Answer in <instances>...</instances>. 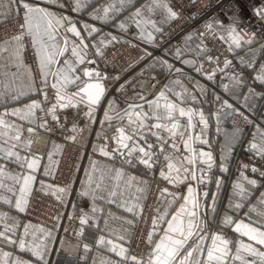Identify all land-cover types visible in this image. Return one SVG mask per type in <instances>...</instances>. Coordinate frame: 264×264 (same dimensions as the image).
<instances>
[{
	"label": "crops",
	"instance_id": "0c3cea01",
	"mask_svg": "<svg viewBox=\"0 0 264 264\" xmlns=\"http://www.w3.org/2000/svg\"><path fill=\"white\" fill-rule=\"evenodd\" d=\"M33 1L35 2V5L37 7L43 8L48 11L47 6L44 5L41 0H25V2L29 3L31 6L33 4ZM50 1L51 6L53 7V11L56 12L57 18L67 17L68 19H70L72 23L77 27V30L80 31L81 37H83L84 39V43L88 45L87 49H85V52L87 53L85 63H87L88 60H97V47H93V45H97L99 47L100 53H104L112 45L121 42L123 38L122 35L125 34H131L138 38L148 40L146 33L151 32L154 39L158 35L164 33L167 29V25H169L174 19L168 17L167 12L163 6L155 7L153 5V0H132L130 5H125L124 8L118 11L116 14L113 15L112 13H110V18L107 20L93 19L92 17L94 14H96L97 9H102L103 7L107 6L110 0H88L87 6L80 11L73 10V0ZM171 1L172 0H160V3L161 5L166 4L169 8L175 11V9L171 6ZM2 4L3 7H0V23L10 19H17L24 23L25 9H23V7H19L17 14L16 4H13L11 9L8 8V0H2ZM54 6L62 7L64 9H67V11H59V9L54 10ZM149 6L153 7V10L151 12L148 11ZM137 9H143L144 19H151L155 21L156 27H158L160 31L156 32L151 28V26H148L146 32L142 33L141 28H138L136 23H134L131 19ZM68 11L74 12L77 16H71ZM5 13L7 15H5ZM38 23L41 26V32H43L44 22L42 20H39L38 18L32 20L33 25ZM121 23L125 25V28L123 30L119 27ZM85 25H88L89 29L95 27L97 31L94 33L90 32L89 30L85 29ZM69 26L70 25L68 24V21L65 20L64 26L58 27V42L61 46H63L64 40L67 39L68 51L65 52L64 56L58 57L60 63L59 65H54L53 69L55 67L63 66V62L65 59L72 60L73 62L75 61V57H72L71 55V47L73 44L79 46L80 40L71 32H67L65 30ZM141 27H144V25L142 24ZM227 34H225V44L230 48L231 41L227 39ZM16 35L17 34L0 38V44H3L4 47L7 48V51L0 52V66H4L2 69H0V84H11L13 74H15V92L23 90L24 94L19 95L18 99L11 97L0 99V118H3L6 124L15 125L20 129L21 146L16 148L15 150L20 152V154L24 156L28 155V148L23 147V145L27 140L31 139L32 135L29 134L28 128H40L38 127L40 117L38 116V109L36 110V114L34 117H21L24 116L23 110L26 109V107L33 101H37L38 95L41 94V91H37V89L41 88L42 86L37 79V71H35L33 62L29 57L25 38L21 41L20 45L21 51L19 63L12 55L13 50L16 47V44L12 41V38ZM113 37H115L114 40L112 39ZM189 37L191 38L189 39ZM240 38L242 41L241 47L236 48L234 44L231 45V49L234 53V59L236 60L238 68L236 70L225 69L222 73L215 74L211 81L215 84L216 87L209 86L208 84L200 82L194 78L172 76L163 84V91L171 98H161L159 100V103L161 105V112L163 111L164 103L167 101L170 103H175L178 108H184L186 110L192 109L197 113L202 112L204 115L206 124L200 122L199 115L194 116L195 120L197 121L198 129L192 135L194 137L199 135L201 137V140L206 141V143L195 141L192 147L195 149H204L205 152L211 153L212 155L211 169H208L206 164H197V169L203 171L204 183H198L197 181L196 183L200 201L202 202V204L207 206V214L205 216L207 224L206 231L210 234L219 233L225 239L231 241L232 244H230L229 247L232 249L233 253L235 252L237 242L241 240L244 243L253 242L249 241L246 237H242L238 233L234 232V224H224L225 217H231L234 222L240 220L249 222V219L259 220L260 218L257 216L256 212H251L250 209L255 207L257 211H259L260 209L264 208V205L260 204L261 195L264 194V176L252 174L247 169L240 168L238 166L239 162L244 159L248 161L258 158L262 159L256 152L251 150V144L256 143L258 146L264 144V82H261L259 79H257L260 69L264 67V44L254 39L251 44H248L244 43L248 41L247 39H244L242 37ZM101 40L104 41L103 45L100 44ZM44 42L46 44L49 43L47 38H45ZM172 53L177 56L192 53L198 57L201 64H204L207 62V58L211 55L212 52L201 44L195 34H187L184 37L182 43L172 50ZM185 61L190 64L195 63V59L192 56L188 55L185 56ZM258 61L260 63L259 67ZM81 65L77 67L76 71L78 74H80L81 80H83L80 71ZM150 68L153 67L145 66L144 68H142L141 74L136 75L137 77L131 75L125 78L115 88V90L117 91V97L107 102V104H101V110L104 108V110L106 109L109 113H112L110 116L112 119L110 121L102 119L103 127L109 128L111 129V131L115 129L116 131L117 127L119 126L124 128L126 133H129L131 131L128 125L129 118L125 116L123 120H120L116 119L115 117L118 114H122L125 109H128L129 105H143L145 112L150 111L147 104V101H150L147 100L148 81L150 80L149 70H151ZM5 72L7 73V75L3 74ZM160 74L161 72H158V75ZM233 75L238 76L242 81V83L238 86H241L242 88V92L240 95L236 94L233 91V88L236 87L232 86V82L229 79V77ZM30 81L34 82L31 91H29L28 88L25 87V85H27ZM48 81L49 83H54L55 78L49 75ZM224 85L229 86L227 90H225V88L223 87ZM72 87L74 86L69 85L68 90ZM178 93L182 94L180 98H178L177 96ZM141 97H143V99H141ZM192 97H195L194 101ZM217 97H219V99H217ZM181 99L184 100V103H181ZM224 101H227L229 104H231L232 108H222V104ZM110 103L112 105V108L109 107ZM237 104H239L242 108L254 113L255 117L257 118V120L254 121L247 130V132L249 131L257 134V138L249 139L245 137L240 141L238 146L234 148V145H232V140H229L228 138L224 140L223 136L226 133L225 127L228 115L233 110L239 108ZM50 107L51 105L44 106L46 110ZM16 109H20L22 111L17 115H11L10 113H12ZM101 110H97L100 116ZM136 111H140V109L137 108ZM176 116L179 118L180 123L183 126L187 125V117H179L178 112L176 113ZM134 118L135 117H133V119ZM96 120H98V117L96 118ZM48 121L50 122V120ZM155 122V120H151L148 121V124L149 126H151V124ZM54 123H56V121H54ZM83 125L85 126L84 129L79 132L77 136L79 142H86V133L88 131L87 127L89 125H86V123H84ZM50 126V123H48V127ZM238 130L239 129L234 127L233 133H237ZM153 131H155V129H153ZM0 132H4L7 134L5 135L4 139H7L8 136L15 134L14 130L6 128H0ZM103 132L105 137L107 130H104ZM160 134L164 137L168 136V133L163 130H161ZM11 143L16 142L10 141L9 144H3V140H0V144H3L5 148L9 147ZM141 143L143 144V141H141ZM148 143L157 146V155L159 156V160L153 164V167L151 169H148L144 165L139 164L136 160H133L132 163H127L125 157L119 154H116L112 158L105 157L99 152V149L101 147H104L105 144H101L97 147L95 145L96 151H93L87 159L83 176L80 182V189L82 191L87 185L90 174L92 175L93 181H96L99 179L101 171H103L105 174L106 184L115 185L119 183L120 185V187L117 189L118 202L109 204L105 200L97 199L95 206L99 209H102V211L95 214L94 221L89 220V224L84 226L82 240H74L71 238L63 237V246H61L60 243L58 245V251L61 252V258L64 259L62 261L63 264H72V262L74 261L73 258L80 260L83 264H102V262L108 260L111 261V264H116V262L120 258L117 257L114 253L109 252L104 246H98V237L100 235H104L106 238H114L108 235L109 228L119 229L125 220H132L133 223L131 225L123 224V227L129 229L127 241L122 242L128 249L135 230V219L137 215L133 216L132 213L124 211V208L120 206V202L126 201L129 204L137 202L141 206L152 184L161 186V190L167 188L168 192L172 194H166L165 197L158 198L155 205L153 217L157 215L156 209H160V213H163L165 209H167L169 215L165 217V219L167 220V218H169L175 206L168 208L167 202L173 199L176 185L174 187L171 186V184L167 180L161 177L160 173L162 169L167 171L166 162L164 161V154L170 153L172 150L171 148H169V146L165 145V153L160 154L158 151V142L154 136H148ZM169 143H171V141H169ZM63 147L64 141L62 139L53 137L49 140L45 148V158L43 160H40L37 171L33 173V175L35 176V180L31 185L30 194L34 190H36L50 195L61 196L60 194L62 193L57 194L59 193L56 191L58 187L53 184L52 178L56 173L57 162L60 158L62 152L61 150H63ZM178 147L180 149L178 155L187 154L184 150L183 141H179V138ZM111 149L112 147L107 145V150L111 151ZM49 154H51V159L48 158ZM231 155L232 158L230 159ZM93 165H95L97 169L95 173H92ZM221 166H223V168L226 170L221 171ZM7 167L8 170L13 173L24 172L25 174H27V169L20 168L16 163H11L7 165ZM108 169L122 170L124 175L120 178L119 181H117L115 179V173L113 172L109 175V173L107 172ZM199 170L197 171L198 178L201 175V171ZM46 171H48L49 174L46 175ZM241 172H244V175H246L249 179H256L257 187L252 188L250 185H247L246 182L242 180ZM140 181H143L144 184L141 185ZM217 181H219V187H217ZM237 182L244 183L245 187L249 190L250 193L243 201H241L240 198L235 195L234 185ZM5 183L11 184L12 182L6 180ZM189 183L195 184V182ZM138 187H142L143 191L138 192ZM204 192L208 193L207 200L204 199ZM120 193H123V195L120 196ZM3 194L11 198V193L5 192ZM213 197H215V211H212ZM87 198L89 199V203L79 209L77 214L75 211L78 220L82 215L86 213L89 215H93L91 213V208L93 207L92 200L89 197ZM238 202H242L244 206L238 209L235 208V204ZM138 212L139 209H137V213ZM0 213H5L8 216L13 217L18 223L19 227L16 230V237L14 238L18 239L19 236L23 234V228L25 225H31L29 231L35 233V235L40 240H44L45 243L49 244V254L46 257L47 264L49 263L52 254V259L54 260L56 258V251L53 250L55 235L52 229L40 223H37L34 220H31L24 214V211L18 212L14 207V202L12 205L0 202ZM112 217H115L116 219H112ZM105 221H107V224L105 223ZM9 223L11 222L9 221ZM254 226L259 227L258 224ZM38 229H44L45 231L39 232L37 231ZM0 231H3L2 223H0ZM149 231H151V227L149 228ZM48 232L52 234L51 237H47L45 235V233ZM9 235L11 234L9 233ZM26 239H31V237H28ZM207 243H210V239L206 241V245ZM84 244L89 245L90 250L88 252L84 251ZM254 246L260 251H264V247H261L260 245ZM0 250L4 252H10L13 254V256H19L25 260H30L33 262V264H40V261L31 256L30 253H22L18 248L13 247L12 245H8L6 242H0ZM242 255H244L246 259H254L253 257L247 256L246 253H242ZM142 260L144 264L146 260ZM235 264H239V262L237 261L235 262Z\"/></svg>",
	"mask_w": 264,
	"mask_h": 264
},
{
	"label": "snow or ice",
	"instance_id": "6c2138e0",
	"mask_svg": "<svg viewBox=\"0 0 264 264\" xmlns=\"http://www.w3.org/2000/svg\"><path fill=\"white\" fill-rule=\"evenodd\" d=\"M132 0H110L107 6L102 9H97L96 14L93 15V19L107 20L110 18V13L113 15L118 11L122 10L125 5H130ZM88 0H73V10L80 11L87 6ZM17 5V14L19 7L25 9V18L24 24L20 25L22 30L27 31L28 34L32 36L33 45L37 47V53L40 57V72H41V85L42 87L37 89L41 91L44 95L45 100L48 98L47 92L43 91V86L47 85L48 77L51 75L55 78V82L51 84V87L56 90L55 103L51 105L50 108L45 110L40 102L33 101L30 105L23 110L24 116L34 117L36 110L45 112V117L51 116L52 121L60 122V117L56 114L57 107L60 109L66 107H78L80 102L86 101L89 106L88 112L85 114L89 117L92 116L91 106H97L100 104L102 97L105 94V88L100 82L106 79V75L102 74L99 71L91 68H83L82 74L85 80H81L80 74L77 73L76 69L79 65L85 63L88 45L84 43L83 37H81L80 31L77 30L75 24L72 23L67 17L57 18L51 12L40 8L33 7L25 0H8V8L11 9L12 5ZM153 5L155 7L163 6L167 12L169 18H176L177 13L169 8L166 4L161 5L160 0H153ZM0 7H3L2 0H0ZM153 10L152 6L148 7V11ZM144 10L137 9V11L131 17L132 21L136 23L138 28H141V32L145 33L148 26H151L156 32H159L160 29L156 27V22L151 19H144ZM35 14V15H34ZM255 14L261 20H264V8L255 9ZM5 15H7L5 13ZM39 19L44 22L43 32H41L40 24H32L33 19ZM67 20L70 25L65 30L71 32L80 40V45L73 44L71 47V55L75 57V61L65 59L63 66L55 67L54 65H59L60 61L58 57L64 56L65 52L68 51V41L64 40L63 46L58 42V27L64 26V21ZM144 27H141V25ZM86 30L90 32H96L97 29L92 27L88 28V25L84 26ZM122 30L125 28L123 23L119 26ZM219 27H224L223 21L219 22ZM206 28L209 31H212V25L209 23L206 25ZM147 39L152 40V33L147 32ZM203 35V34H201ZM47 38L49 43H45L44 40ZM191 37H189L190 39ZM24 39V32L17 34L12 38V41L16 44V47L13 50L12 55L16 58L17 62L20 61V51H21V41ZM113 40L115 37L112 38ZM220 39H225L224 36H221ZM227 39L231 41V45H235L236 48L241 47L242 41L240 36L237 33V28L235 25L228 26ZM254 39V37H253ZM253 39H249L244 43L251 44ZM100 44L103 45L104 41L101 40ZM97 47V55L101 54L99 47ZM7 51V48L3 44H0V52ZM87 63L94 64V60H88ZM231 62L226 61L224 68H227ZM4 66H0L2 69ZM223 71V69H220ZM176 71H180L177 69ZM7 75V73H3ZM208 79H212L215 76V71L211 74H206ZM232 82V86L238 87L242 81L238 76L229 77ZM261 82H264V67L260 69V72L257 76ZM34 82L30 81L26 88L29 91L32 90V85ZM15 74H13V79L11 84L3 83L0 84V99L11 97L19 98V95L24 94L23 90L15 92ZM69 85L76 87V91L72 92L70 95H64L62 93H67ZM225 90L228 89V85L223 86ZM15 93V94H14ZM164 92L159 94V97L154 101H147L149 112L144 111L143 105H129L128 109L122 114H118L115 118L123 120L125 116L128 119V125L131 129L129 133H126L124 128L117 127L118 135L113 138L116 147L112 148L111 151L107 150V142L105 146L99 149L101 155L112 158L116 154L125 157L127 163H132L133 160H136L139 164L144 165L146 168L151 169L153 164L159 160L157 155V146L148 143V136H154L158 142V151L160 154L165 153V145H168L171 148V152L164 154V161L166 162V169L161 170V177L167 180L173 186L177 185L184 180L191 179L197 181L198 183H204L203 171L197 169V164H206L208 169L212 167V155L211 153L205 152L203 150L197 153L196 149L192 147L195 141H200L201 143H206V141L201 140L199 135L193 136L191 129L195 128L193 123V117L199 115L200 122L205 123V118L202 112L197 113L192 109L178 108L175 103L165 102L163 105V111L161 112V105L159 100L164 97ZM178 98L182 94H177ZM74 97H79V101L74 100ZM143 99V97H141ZM193 101L195 97H192ZM219 99V97H217ZM247 99V98H246ZM181 103H184V100L181 99ZM109 107L112 108L111 103ZM139 108L140 111H136ZM222 108H232V105L227 101H224ZM22 110L16 109L11 115H17ZM235 114L242 115L238 110H233ZM178 112L179 117H187V126L186 128L180 123L179 118L176 116ZM8 114V113H6ZM133 117H135L133 119ZM247 119V117H244ZM105 119L111 120L112 118L108 115V112H105ZM155 120L156 122L149 126L148 121ZM49 121L46 118H40L38 127L44 129L45 131H50L48 128ZM0 128L12 129L15 134L8 136L7 139H4V132H0V140H3V144H9L10 141H15L16 143H11L9 147L5 148L3 144H0V202L4 204L12 205L14 202V207L18 212L25 211L28 204V196L31 192V185L35 180V173L39 167L40 157L39 154L36 155H24L22 156L20 152L15 149L20 147L21 141V131L15 125L6 124L3 118H0ZM155 129V131H153ZM76 129L73 128V131ZM161 130L168 133L167 137L162 136ZM35 131L34 128L29 127L28 132L32 134ZM185 131H188V136L185 138ZM178 138L179 141H183L184 150L189 155H178L180 149L178 147ZM71 139H75L72 137ZM143 141V144L141 143ZM171 141V143H169ZM33 143L31 139L27 140L23 147L30 150V146ZM251 150L256 152L262 159H264V144L257 145L256 143L251 144ZM96 151V149H94ZM49 159H51V154H49ZM11 163H16L20 168L27 169V174L24 172L13 173L8 170L7 165ZM189 165L192 167L189 168ZM247 165H244V168L247 169ZM201 171V175L198 178L197 171ZM226 169L221 166V171ZM97 171L95 165H93L92 173ZM253 173H257L259 170L255 167L251 169ZM107 172L109 175L115 173V179L117 181L123 177L124 173L122 170L118 169H108ZM49 174L48 171L45 173ZM261 176H264V172L260 173ZM242 180L246 182L247 185H250L252 188L257 187L256 179H249L244 172H241ZM11 181V184L5 183V181ZM140 184L143 185L144 182L140 181ZM18 186V187H17ZM120 187L119 183L115 185H109L105 183V174L101 171L100 177L98 180L93 181L92 175H89L87 185L81 192V195L84 197H89L92 200L93 207L91 208V213L93 215L84 214L79 218L78 229H74V233L77 236H82L84 232V226L89 224V220L95 219V214L102 211L95 206L97 199L105 200L107 203H117L118 202V192L117 189ZM217 187H219V181H217ZM235 195L243 201L250 193L249 190L245 187L244 183L237 182L234 185ZM59 193H64L65 189L58 188L56 189ZM138 192H142L143 188L138 187ZM11 193V198L5 196L3 193ZM167 195H172L168 192V189H162L160 191V197H165ZM120 196L123 193L119 194ZM204 199L207 200L208 193H203ZM14 198V201H13ZM178 199V196H173L171 201H168V208H171ZM260 204L264 205V194L261 195ZM215 197H213L212 211H215ZM120 206L124 208V211L132 213L133 216L142 214L143 209L137 202L129 204L126 201H121ZM242 202L235 204V208L243 207ZM203 209V212H202ZM207 206L202 204V202L197 198L194 188L189 185L187 188V194L184 197V203L180 206L178 210L171 214L170 219H165L169 215L167 209L163 213H160V209H156L157 215L154 216L151 220V231L147 235L148 245H153L152 251L148 254V264H264V251H260L254 245H260L264 247V208L257 211L255 207L250 209L251 212H256L259 220L249 219V222L244 220L234 222L231 217H225L224 224L233 225V231L238 233L242 237H246L249 241L253 243H244L242 240L237 242L235 247V252H232V249L229 247L232 244L231 241L225 239L221 234H210L206 231V219L205 216ZM72 217H69L71 220ZM112 219H116L112 217ZM9 221L11 223H9ZM0 223L3 224V231H0V242H6L8 245H12L19 249L20 252L30 253L31 256L35 257L40 264H47L46 257L49 254V244L45 243L44 240H40L35 233L30 232L31 225H25L23 228V234L16 237V230L19 227L16 220L8 216L5 213H0ZM107 224V221H105ZM132 220H125L123 224L131 225ZM123 224L119 229L109 228L108 235L114 238H106L104 235H100L97 240L98 246H104L109 252L114 253L117 257L120 258V261H123V264H143L142 258H139L135 255H130L128 249L124 246V243L128 239L129 229L123 227ZM259 225V227L254 225ZM161 225H166L163 228V234L159 236V239L154 241V237L159 234ZM39 232H44V229H38ZM67 232V228L64 229ZM9 233L11 235H9ZM47 237H51V233H45ZM31 237V239H26ZM210 239V243H207ZM191 241V243H190ZM70 243V242H69ZM61 246H63V238L60 240ZM83 249L85 252H88L89 245L84 244ZM242 253H246L247 256L253 257L254 259H246ZM120 261L117 264H120ZM0 264H33L30 260H25L19 256H13L10 252H4L0 250ZM102 264H111V261H104Z\"/></svg>",
	"mask_w": 264,
	"mask_h": 264
},
{
	"label": "built area",
	"instance_id": "2783aa9c",
	"mask_svg": "<svg viewBox=\"0 0 264 264\" xmlns=\"http://www.w3.org/2000/svg\"><path fill=\"white\" fill-rule=\"evenodd\" d=\"M171 6L175 9L177 17L167 25V29L164 33L150 41L138 38L131 34L122 35L124 38L123 42L112 45L100 56V61H102L103 64L101 67H99L96 62L90 64L96 68V71L105 74L110 82L114 84L112 94L118 84H120L125 78L134 75L138 70L146 66L147 62L154 57L161 61L164 59L166 62H170L173 66L164 76H158V80H155L154 74L149 75L150 78H152L150 84L151 90L149 92V96L151 97L147 100L156 98L153 93L157 81H161L164 84L167 77L177 76L194 78L200 82L208 84L196 76L198 70H202L204 74H209L214 71L215 74H220L223 72L220 69L236 70L238 65L234 59L232 49L225 44V39H220L221 36L225 37V34H227L229 25H235L237 32L244 39L249 40L254 37V40L264 44V20H261L255 14V9L264 8V0H172ZM56 9H59V11H67V9L62 7L54 6V10ZM68 13H70L71 16H77L72 11H68ZM221 21H223L224 27H219V22ZM209 23L212 25V31H209L206 28V25ZM22 24L24 23L17 19H10L1 22L0 38L17 32L18 29H21L20 25ZM187 34H195L201 44L212 52L207 58L206 63L201 64L198 57L192 53H188L187 55L192 56L195 59V63L193 64L186 62L185 56H177L172 53V50L182 43ZM141 47L149 48L154 51L156 50L159 54H153L146 50H141ZM226 61H230L231 63L227 68H224ZM83 66V64L80 66L81 74ZM35 67L37 69V65H35ZM175 67L176 70L179 69L180 71H173ZM37 77L39 83H41V74L38 73ZM83 79L85 80L86 78L83 77ZM233 91L240 95L242 88L241 86L236 87L233 88ZM39 102L41 103V106L44 107L43 102ZM237 109H239L238 111L242 113V115H237L233 111L228 115L225 127L226 136H223L224 140L227 138L232 140L234 148H236L240 141L245 137L249 139L257 138V134L249 131V133L247 132L251 124L257 120L254 113L240 107ZM38 111L39 117L44 118L45 113L39 109ZM92 111L95 117L98 112L95 109H92ZM83 114L84 109H80L79 116H82ZM244 117H247V119ZM84 123H86L85 118L79 120L77 123V131L81 129ZM195 124H197L196 120ZM90 126V133L86 143L83 144V146L77 144L81 149H84L85 152L83 156L84 158L81 159V162L74 168V166L70 164L68 153H62L60 160L57 163V170L52 178V182L58 188L65 189V192L61 194V196L56 197V195H50L34 190L29 197L27 207L24 211V214L31 220L53 230L55 235L54 251L58 254L56 261L53 264H63L62 261L64 259H60L61 252L57 249L58 240L60 238L66 237L74 240H82L83 235L77 236L74 233V229H78L80 225L78 218L74 214L75 210L74 208L72 209V207L76 204L84 205V203L89 202L87 197L85 198L81 195L80 182L84 172V164L86 163L87 157L92 153V144L96 141H100V137L97 136L96 132V128L100 126L103 127L100 117L98 120H93ZM234 127L239 129L237 133L235 131V133H233ZM49 129L51 130L45 131L44 129L40 130L35 128V131L33 132V143L30 154H39L40 157H42L40 160H43L45 148L52 136H65L63 133H60L62 129V120L57 126ZM111 133H116L115 129L111 131ZM39 136L41 137L40 140H38ZM68 143L73 142H71V140H66L65 145L68 146ZM231 158L232 155L230 159ZM244 165L248 166L247 170L252 174L261 176L260 173L264 172V162L258 161V159H251L249 161L246 159L241 160L238 166L244 168ZM253 167L257 168L259 171L253 173L251 171ZM160 191L161 186L152 184L144 198V202L141 205L143 212L142 214L138 212L135 219V230L128 248L130 255L144 250V243L147 239L148 230L151 227V220L154 215L155 205L160 197ZM69 217H72V219L69 220ZM65 228H67V232L64 231ZM52 256L48 264L52 263ZM73 260L72 264H83L80 260L75 258H73ZM118 261H120V259ZM120 264H123V261H120Z\"/></svg>",
	"mask_w": 264,
	"mask_h": 264
},
{
	"label": "rangeland",
	"instance_id": "374dc122",
	"mask_svg": "<svg viewBox=\"0 0 264 264\" xmlns=\"http://www.w3.org/2000/svg\"><path fill=\"white\" fill-rule=\"evenodd\" d=\"M42 1V3L44 4V5H46L47 6V9H48V11H51L53 14H54V16L55 17H57L56 16V12L55 11H53V8H52V6H51V1L50 0H41ZM33 4H32V6L33 7H37L36 5H35V2L33 1L32 2ZM35 15V14H34ZM39 24V23H38ZM24 32V38H25V43H26V47H27V51H28V53H29V57H30V59L32 60V62H33V65H34V68H35V71H37V69H38V73L39 74H41V72H40V57H39V55H38V53H37V47L36 46H34L33 45V42H32V36L30 35V34H28L27 33V31H26V29L25 30H22V29H18V31L17 32H15V33H13V34H11V35H7L6 37H8V36H12V35H15V34H19V33H21V32ZM116 31V30H115ZM122 34V33H121ZM124 34V33H123ZM3 38V37H2ZM122 38V37H121ZM124 41V38H122V41L121 42H123ZM119 43V42H118ZM263 48H264V46H263ZM132 49H135V48H132ZM156 51V50H155ZM103 53H101V54H99L96 58H97V60L96 59H94V61L97 63V65L99 66V67H101L103 64H102V61H100V56L102 55ZM187 54H185V55H183V56H186ZM35 65H37V69H36V67H35ZM84 66H83V68H85V67H93L92 65H90V64H88V63H84L83 64ZM259 65H260V63H259V61H258V67H259ZM146 66H152L153 68H150L151 70H149V73L150 74H154L155 75V80H158L157 78H159L158 76H164L165 74H166V72L167 71H169V70H171V68H172V64L170 63V62H166L164 59L161 61L160 59H158V58H156V57H154V58H152L149 62H147V64H146ZM145 67V66H144ZM143 67V68H144ZM94 68V67H93ZM96 69V68H95ZM148 69V68H147ZM176 70V67L173 69V71H175ZM122 71V70H121ZM141 71H142V68L140 69V70H138L133 76L134 77H137L136 75L137 74H141ZM158 72H161V74L160 75H158ZM37 73V72H36ZM38 73H37V75H38ZM200 75V76H199ZM196 76H198V78H200V77H205L207 80H208V82H206L205 80H204V78L202 77V78H200V79H202L204 82H206V83H208V85L209 86H213V87H216L215 86V84L211 81V79H208L207 78V76H206V74H204L203 72H199L198 73V75H196ZM169 78H171V76L170 77H167L166 79H165V81L167 80V79H169ZM84 80V79H83ZM151 81H152V78H150V80L148 81V95H147V99H149L151 96H149V92H150V90H151V87H150V84H151ZM164 81V82H165ZM161 81H157V83H156V85L157 84H159ZM51 84L52 83H49V81L47 82V85L46 86H43V91L44 92H47V94H48V98H47V100H45V98H44V95L43 94H39L38 95V98H37V102H39V101H42L43 102V105L44 106H49V105H52L53 103H55L56 101H55V95H56V90L55 89H53L52 87H51ZM104 85V88H105V94H104V96L102 97V99H101V101H100V103H102V101H103V103L104 104H107V102H109V101H111V100H113V99H115V97H117V95H116V93H117V91L115 90L114 91V93L113 94H111V95H108V93H107V91H110V89H112L113 88V86L112 85H114V84H112L111 82H110V80L107 78L106 80H104V83H103ZM42 86V85H41ZM112 86V87H111ZM119 87V86H118ZM116 88V87H115ZM76 90V88H75V86L74 87H72V88H70L67 92H71V91H75ZM161 92H164L163 91V84H162V88H161V91H160V93ZM159 93V94H160ZM159 94H156L157 96H155L156 98H158L159 97ZM164 97L163 98H171L169 95H167L165 92H164ZM110 96V97H109ZM108 100H107V99ZM155 98V99H156ZM74 100H76V101H79V97H74L73 98ZM152 100H154V99H150V101H152ZM240 108H242L239 104H237ZM106 106V105H105ZM93 107H95V106H93ZM44 108V107H43ZM78 108H80V109H84V114L82 115V116H79L80 115V109H78ZM45 109V108H44ZM94 109V108H93ZM46 110V109H45ZM88 110H89V107L87 106V102L86 101H83V102H80L79 104H78V107H75V108H73V107H66V108H63V109H60V108H58L57 107V111H56V114L60 117V121L62 120V129H61V131H60V133H63L65 136L64 137H62V136H58V135H55V136H52V138L53 137H57V138H60V139H62L63 141H64V147H63V150H61L62 152H61V154L62 153H64V154H66V153H68V158H69V160H70V164H72V166H74V168H75V166L76 165H78L80 162H81V159H83L84 157V154H85V152H84V149H81L78 145H82L83 146V144H85L86 142H79L78 141V138H77V136H78V133L79 132H81L83 129H84V125H82V127H81V129L80 130H78L77 131V123L79 122V120H82L83 118H85V120H86V125H89L87 128H88V131H87V137H86V140L88 139V135H89V133H90V128H91V126H90V124L92 123V121L93 120H96V118L98 117H100V120H102V119H104V120H106L105 119V112L103 113V112H101V116L99 115V114H97L95 117H94V115H93V113H92V116L91 117H89L88 115H86L85 113L86 112H88ZM91 111H92V109H91ZM93 112V111H92ZM108 112V111H107ZM43 113H45V112H43ZM111 114L112 113H109L108 112V115L109 116H111ZM38 116H39V111H38ZM113 116V115H112ZM44 118H46L47 120H50V127H48V128H52V127H54V126H57L59 123H54V121H52V119H51V116L49 115V116H47V117H44ZM193 123L195 124V118L193 117ZM187 126V125H186ZM186 126H184L185 128H186ZM73 128H75L76 130L75 131H73ZM37 129H40V130H43L42 128H37ZM198 129V127H197V124H195V128H193V129H191L190 131H191V133L192 134H194L195 132H196V130ZM104 130H107V133H106V136L104 137ZM114 130V129H113ZM112 130V131H113ZM125 130V129H124ZM96 132H97V136H99L100 137V141L98 142V141H96V142H94L93 144H92V152L94 151V149H95V145H96V147L97 146H100L101 144H105V142H107V145L108 146H111L112 148H114V147H116V145H115V142H114V140H113V138L115 137V136H117L118 135V133H117V130L115 131L116 133H111V129H109V128H106V127H98V128H96ZM126 132V131H125ZM185 138H187V136H188V131H185ZM33 133H32V135H31V140L33 141ZM108 135H110V136H108ZM72 137H75V139L73 140V139H71ZM102 137H103V139H102ZM39 139H41L40 138V136L38 137V140ZM66 140L67 141H70L71 140V142H73V143H68L69 145L67 146V145H65V143H66ZM228 141V140H227ZM76 144H75V143ZM78 144V145H77ZM166 146H168V145H166ZM31 147H32V144H31V146H30V150L28 149V152H27V154L28 155H31L30 154V151H31ZM199 150H204V149H196V151H197V153H198V151ZM205 151V150H204ZM92 153H90V155H91ZM187 154H189V153H187ZM186 154V155H187ZM60 157H61V155H60ZM89 157V156H88ZM88 157H87V159H88ZM45 158V156L43 157V159ZM59 160H60V158H59ZM59 160H58V162H59ZM258 161H263L264 162V159H260V158H258ZM57 162V163H58ZM86 162H87V160H86ZM85 165H86V163L84 164V168H85ZM57 167V166H56ZM192 166L191 165H189V168H191ZM57 170V169H56ZM189 182H195V184L194 183H189ZM167 185H169V184H167ZM189 185H194L195 186V189H196V191H197V198L200 200V196H199V192H198V187H197V183H196V181H193V180H191L190 178L189 179H187V180H184L183 182H180V183H178L177 185H176V187H175V191H174V196H178V199H176L175 200V202H174V204H173V207H174V209L172 210V212H171V214L172 213H174L176 210H177V208H178V206L180 205V204H182V203H184V197L186 196V194H187V188H188V186ZM171 186H173L172 184H171ZM174 187V186H173ZM82 192V191H81ZM57 194H60V193H57ZM63 194V193H62ZM31 195V194H30ZM61 195V194H60ZM30 197V196H29ZM57 197V196H56ZM86 198V197H85ZM28 200H29V198H28ZM89 202H87V203H84V205H73L74 207H72V209L74 208V210L76 211V214H77V212L79 211V209H81L83 206H85L86 204H88ZM177 203V204H176ZM176 204V205H175ZM75 211H74V214H75ZM75 214V215H76ZM171 214H170V216H169V218H167V219H170L171 218ZM164 227H166V225H161V228H160V232H159V234L158 235H156L155 237H154V241H156V240H158L159 239V236L160 235H162L163 234V228ZM148 233H149V230H148ZM148 235V234H147ZM63 238V237H62ZM54 240H55V238H54ZM60 240H61V238L58 240V245H59V243H60ZM55 242V241H54ZM54 246H55V244H54ZM154 247V244L153 245H148V243H147V239L145 240V243H144V250L143 251H138L137 253H135L134 255H136V256H138V257H141L142 259H144V260H146L145 261V263L144 264H148V254L152 251V248ZM57 249H59L58 247H57ZM57 249H55V250H57ZM53 250H54V248H53ZM57 256H58V254H56V258H57ZM61 257H62V255H61ZM53 258V257H52ZM56 258L53 260H51V262L52 263H55V261H56ZM59 258V257H58ZM60 259H62V258H60Z\"/></svg>",
	"mask_w": 264,
	"mask_h": 264
},
{
	"label": "bare ground",
	"instance_id": "6f19581e",
	"mask_svg": "<svg viewBox=\"0 0 264 264\" xmlns=\"http://www.w3.org/2000/svg\"><path fill=\"white\" fill-rule=\"evenodd\" d=\"M227 33H228V31H227ZM238 33V32H237ZM238 35L240 36V37H242L239 33H238ZM243 38V37H242ZM141 50H146V51H148V52H151V53H153V54H159V52H157V51H154V50H151V49H149V48H145V47H141ZM87 68H91V69H95V68H93V67H87ZM199 72H202V70H198V72H196V75H198V73ZM200 76V75H199ZM198 77V76H197ZM203 77V76H202ZM202 77H200V78H202ZM204 78V80L206 81V82H208V80L205 78V77H203ZM102 84L104 83V80H102V81H100ZM162 82H160L159 84H157L156 85V88H154V93H153V95L154 96H157L156 94H159L160 93V91H161V88H162ZM104 85V84H103ZM113 87H114V85H112ZM111 86V87H112ZM77 90V89H76ZM75 90V91H76ZM72 92H74V91H71V92H67V93H63L64 95H70ZM107 93H108V95H111L112 94V89H110V91H107ZM104 101V100H103ZM103 101H102V103H103ZM102 103H100L99 105H97V106H95V107H93V106H91V108L93 109H95V110H101L100 109V107H101V104ZM88 106V105H87ZM89 107V106H88ZM101 112H107V110L105 109L104 110V108L101 110ZM193 188H194V190H195V193H196V195H197V191H196V189H195V186L194 185H191ZM183 204V203H182ZM182 204H180L179 206H178V208H177V210L180 208V206L182 205Z\"/></svg>",
	"mask_w": 264,
	"mask_h": 264
}]
</instances>
